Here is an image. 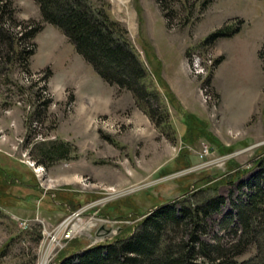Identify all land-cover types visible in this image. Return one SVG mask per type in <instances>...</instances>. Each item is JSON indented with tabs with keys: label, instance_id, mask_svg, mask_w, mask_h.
<instances>
[{
	"label": "rangeland",
	"instance_id": "1",
	"mask_svg": "<svg viewBox=\"0 0 264 264\" xmlns=\"http://www.w3.org/2000/svg\"><path fill=\"white\" fill-rule=\"evenodd\" d=\"M92 1L144 60V98L104 80L36 0H0L21 22L12 30L40 28L24 40L35 42L29 66L0 48V180L25 175L0 193L1 264H58L183 197L222 195L202 238L235 240V202L264 170V0ZM228 22L234 33L206 41Z\"/></svg>",
	"mask_w": 264,
	"mask_h": 264
},
{
	"label": "trees",
	"instance_id": "2",
	"mask_svg": "<svg viewBox=\"0 0 264 264\" xmlns=\"http://www.w3.org/2000/svg\"><path fill=\"white\" fill-rule=\"evenodd\" d=\"M210 1L202 0V8ZM36 2L44 21L58 26L104 80L131 89L138 99L144 98V91H148V68L130 41L126 27L110 14L106 3L96 4L92 0ZM5 6L0 5V48L7 60L19 59L27 67L35 53V42L30 45L24 40L34 36L40 28L12 30L21 22H17L14 13ZM8 13L13 20L11 25L6 24ZM231 26L225 23L206 41L212 43L217 37L234 33L237 28ZM260 56L264 61V41ZM166 87L172 98V91ZM149 113L154 117L151 110ZM8 172L6 179L0 180V193L8 186H15L16 173L25 177L19 170L9 169ZM250 185L252 192L248 200L235 202L240 231L231 242L202 238L207 232L205 218L212 210L220 208L224 202L222 195L183 197L154 205L129 232L111 241L81 247L82 251L63 254L58 264H264V170L254 174ZM40 236V233L36 235V241ZM250 247L255 251L241 259ZM34 260L35 254L18 264H35Z\"/></svg>",
	"mask_w": 264,
	"mask_h": 264
},
{
	"label": "built area",
	"instance_id": "3",
	"mask_svg": "<svg viewBox=\"0 0 264 264\" xmlns=\"http://www.w3.org/2000/svg\"><path fill=\"white\" fill-rule=\"evenodd\" d=\"M85 208H86V207H83V208H81V209H78L76 212H74V215H75V216L78 215V216L80 217V219H84V218H82V217H83V214H85V211H84ZM84 221H85V220H84ZM79 227H80V225H79ZM77 230H79V228H77ZM77 230H76V231H77ZM76 231H74V232H70V231H68L69 234H70V235H68V236H71V235L74 234Z\"/></svg>",
	"mask_w": 264,
	"mask_h": 264
},
{
	"label": "bare ground",
	"instance_id": "4",
	"mask_svg": "<svg viewBox=\"0 0 264 264\" xmlns=\"http://www.w3.org/2000/svg\"><path fill=\"white\" fill-rule=\"evenodd\" d=\"M79 225H80V224H74L73 227L71 228V232L77 230V228H79ZM45 262H46V258H44V259L42 260L41 264H45Z\"/></svg>",
	"mask_w": 264,
	"mask_h": 264
}]
</instances>
